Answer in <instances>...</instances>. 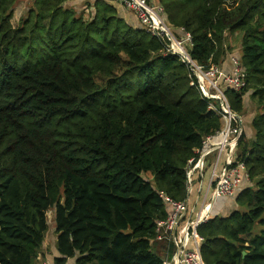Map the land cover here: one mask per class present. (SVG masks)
<instances>
[{
  "label": "trees",
  "instance_id": "1",
  "mask_svg": "<svg viewBox=\"0 0 264 264\" xmlns=\"http://www.w3.org/2000/svg\"><path fill=\"white\" fill-rule=\"evenodd\" d=\"M18 2L0 0V264L39 263L50 211L52 264H162L161 194L188 199V163L220 118L167 43L106 1L85 21L66 0H34L14 27ZM158 2L200 66L222 64L226 33L239 32L247 86L229 102L238 114L248 93L264 104V0ZM251 130L238 210L197 230L205 264H264V112Z\"/></svg>",
  "mask_w": 264,
  "mask_h": 264
},
{
  "label": "built area",
  "instance_id": "2",
  "mask_svg": "<svg viewBox=\"0 0 264 264\" xmlns=\"http://www.w3.org/2000/svg\"><path fill=\"white\" fill-rule=\"evenodd\" d=\"M116 3L132 12L151 36L167 43V53L178 55L189 66L196 78V84L208 108L220 118L222 127L203 141V147L196 150L187 167V189L189 196L194 191L202 193L203 179L209 165V157L218 155L215 164L225 156L226 162L221 171L215 170L208 191L197 217L195 208H190L188 199L184 202L173 201L161 194L169 214L166 219L156 222L155 241L162 244V264H205L201 255L204 238L197 230L212 219L214 205L219 199H235L241 191L251 185L249 171L244 161H238L237 146L244 134V120L236 113L229 102L227 91L241 92L247 86V74L239 57L231 56V68L222 64L200 66L190 56L188 48L192 45L190 34L183 29L175 32L170 28L164 9L160 4L149 0H106ZM178 34L180 36H178ZM188 196V198H189ZM46 264V263H45Z\"/></svg>",
  "mask_w": 264,
  "mask_h": 264
},
{
  "label": "crops",
  "instance_id": "3",
  "mask_svg": "<svg viewBox=\"0 0 264 264\" xmlns=\"http://www.w3.org/2000/svg\"><path fill=\"white\" fill-rule=\"evenodd\" d=\"M97 1L98 0H66V2L63 4V7L74 9L78 16H83V18H85L84 19L85 21H92L96 15V6L95 5H96ZM104 1H106V0H104ZM149 1L151 3L159 4L158 0H149ZM107 3H109V2H107ZM109 4H111L112 6H114L117 9L119 16L123 20H125L126 23H128L129 25H131L135 28H139V22L132 12H130L125 7H123L119 4H116V3H109ZM230 58H231V55L227 56L225 58L224 62L222 63L223 67L226 69L231 68ZM248 133L250 134V136H253V131L251 130V128L248 129ZM237 155H238V153H237ZM209 159H210V162H209V165L206 169L205 177L202 181L203 182L202 193L199 196L200 202H198L197 191H194L193 193H191L189 198H188V203H189L190 208H195V212H196V214L194 213V215H196L195 217H197L201 211V208H202L201 201H203L204 197L206 196V193H207L208 188H209V184L211 182V177H212L213 172L215 170L221 171L224 167V163L226 162L225 156H222L220 158V161H219L220 166H219V168H216L215 164L218 161V155L213 154L209 157ZM236 210H238L236 198L235 199L223 198V199H219L216 202V204L214 205L212 214L214 217H216V216L226 217ZM56 239H57V237H55L53 251L49 250V252L47 253L48 254L47 261H41L43 254L46 253L45 249H44L45 248L44 247L45 242H44V245H43L40 257H39V263L38 264H45V263L46 264H52V259L59 256L58 252L56 251ZM68 263H70V260Z\"/></svg>",
  "mask_w": 264,
  "mask_h": 264
},
{
  "label": "rangeland",
  "instance_id": "4",
  "mask_svg": "<svg viewBox=\"0 0 264 264\" xmlns=\"http://www.w3.org/2000/svg\"><path fill=\"white\" fill-rule=\"evenodd\" d=\"M34 0H19L17 3L15 9L13 10V16H12V25L14 27L19 26L22 19H27L29 10L33 6ZM85 19V18H84ZM178 36H180L178 34ZM226 41L225 44L228 47V54L231 56H239L241 55V40L242 35L239 32L235 33H226ZM228 55V56H229ZM264 112V104H261L257 98L251 97V94L248 93L244 96V110L243 113L239 114L242 119L244 120V127L246 131L252 127L253 120L257 117L258 114ZM247 138V136L245 135ZM237 152L240 151L237 146ZM254 187V184H252ZM54 211L48 212V225H49V231L46 235L45 239V254H43L41 261H47L48 259V252L49 250L53 251L54 242L56 232H55V220H54ZM260 230L259 227L256 228V232ZM51 261V260H50ZM74 260H71L68 264H73Z\"/></svg>",
  "mask_w": 264,
  "mask_h": 264
},
{
  "label": "water",
  "instance_id": "5",
  "mask_svg": "<svg viewBox=\"0 0 264 264\" xmlns=\"http://www.w3.org/2000/svg\"><path fill=\"white\" fill-rule=\"evenodd\" d=\"M243 255L245 256L246 255V252H243Z\"/></svg>",
  "mask_w": 264,
  "mask_h": 264
}]
</instances>
